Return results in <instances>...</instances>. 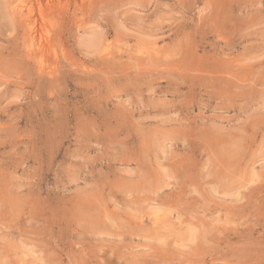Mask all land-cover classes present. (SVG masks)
Returning a JSON list of instances; mask_svg holds the SVG:
<instances>
[{
  "label": "rangeland",
  "instance_id": "obj_1",
  "mask_svg": "<svg viewBox=\"0 0 264 264\" xmlns=\"http://www.w3.org/2000/svg\"><path fill=\"white\" fill-rule=\"evenodd\" d=\"M0 264H264V0H0Z\"/></svg>",
  "mask_w": 264,
  "mask_h": 264
},
{
  "label": "bare ground",
  "instance_id": "obj_2",
  "mask_svg": "<svg viewBox=\"0 0 264 264\" xmlns=\"http://www.w3.org/2000/svg\"><path fill=\"white\" fill-rule=\"evenodd\" d=\"M22 1V0H21ZM32 1V0H31ZM6 2V1H5ZM39 3V2H38ZM35 5V4H34ZM50 6H52V5H50ZM16 8H15V12L13 11V10H11L12 12H13V14H12V16L13 15H15L16 13H20V15H21V17H25L26 18V20H27V23L28 24H31V26H32V28H31V30H33V33H36L35 35H34V39H35V41L38 39V37H37V34H38V32L41 34V31H39V28H36L38 25H39V18H37L36 16H35V14H33L34 13V9H33V5H31V6H29V4H27V3H24V2H21V3H17V5L15 6ZM39 8H40V16H43L44 14H43V11H44V7L42 6V4L40 3V6H38ZM38 8V9H39ZM14 9V8H13ZM7 11L5 12L7 15H10L11 16V13H10V11L8 10V9H6ZM39 11V10H38ZM11 18H13V17H11ZM41 21V20H40ZM12 23V22H11ZM14 24V23H13ZM45 25V24H44ZM12 26H14V25H12ZM28 26V25H27ZM41 26V25H40ZM43 26V25H42ZM45 27V26H44ZM30 28V27H29ZM46 28V27H45ZM41 29H43V27L41 28ZM40 29V30H41ZM30 30V29H29ZM46 29H44V30H42V31H45ZM39 34V35H40ZM38 35V36H39ZM44 35V34H43ZM32 38H33V36H31ZM40 37V36H39ZM41 38V37H40ZM40 38H39V43H38V45H39V47H40V49L43 51L44 49V47H45V43H44V40L41 38V40H40ZM47 38V37H46ZM34 39H32V40H34ZM34 41V42H35ZM47 43V42H46ZM44 52V51H43ZM235 143H236V141H235ZM237 143H239V142H237ZM231 144V143H230ZM228 145L229 147L231 146H233V144L232 145ZM235 145H237V144H234V146ZM233 146V147H234ZM238 146H240V145H238ZM232 147V148H233ZM228 150H229V148L228 147H226ZM236 148V147H235ZM234 148V149H235ZM234 149H233V151H234ZM236 150V149H235ZM237 150H238V148H237ZM241 150V149H240ZM226 151V150H225ZM231 152V154H232V156L234 157L235 155H233V153L234 152ZM228 153H229V156H231V154H230V152L229 151H227ZM227 153V154H228ZM225 155V154H224ZM223 155V156H224ZM225 157V156H224ZM236 157V156H235ZM229 158H231V157H229ZM229 158H225V159H229ZM232 159V158H231ZM225 161V160H224ZM239 197V196H238ZM222 219V218H221ZM217 221V220H216ZM219 221V220H218ZM211 223H212V221H211ZM196 229V228H195ZM197 230V229H196ZM193 231H191L190 233H192ZM194 233V232H193ZM192 233V234H193ZM191 234V235H192ZM195 234V233H194ZM193 234V235H194Z\"/></svg>",
  "mask_w": 264,
  "mask_h": 264
}]
</instances>
